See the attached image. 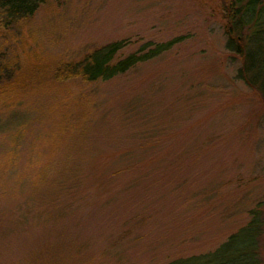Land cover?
Here are the masks:
<instances>
[{"label": "rangeland", "instance_id": "374dc122", "mask_svg": "<svg viewBox=\"0 0 264 264\" xmlns=\"http://www.w3.org/2000/svg\"><path fill=\"white\" fill-rule=\"evenodd\" d=\"M229 1L48 0L0 26V264H190L264 205V69L240 77ZM181 36L110 80L57 77Z\"/></svg>", "mask_w": 264, "mask_h": 264}, {"label": "trees", "instance_id": "16d2710c", "mask_svg": "<svg viewBox=\"0 0 264 264\" xmlns=\"http://www.w3.org/2000/svg\"><path fill=\"white\" fill-rule=\"evenodd\" d=\"M48 0H0V26L11 28L35 15ZM227 35V49L242 61L240 77L255 89L264 69V0H230L221 6ZM184 40V36L158 44L138 54L133 52L118 58L122 47L112 42L88 54L79 62L60 67L57 77L67 79L80 76L87 81L110 80L127 72L138 63L150 60L170 50ZM118 58V59H117ZM20 81V85H24ZM264 99V94H262ZM264 205L259 204L249 213L250 219L227 237L216 249L188 256L190 264H262L260 240L264 235Z\"/></svg>", "mask_w": 264, "mask_h": 264}]
</instances>
